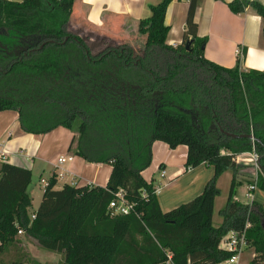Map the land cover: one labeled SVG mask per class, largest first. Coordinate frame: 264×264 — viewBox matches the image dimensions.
<instances>
[{"label":"trees","instance_id":"obj_1","mask_svg":"<svg viewBox=\"0 0 264 264\" xmlns=\"http://www.w3.org/2000/svg\"><path fill=\"white\" fill-rule=\"evenodd\" d=\"M74 3L0 0V45L10 54L0 57V112H16L29 135L70 130L68 152L107 164L111 173L105 187L61 190L53 176L32 219V172L1 164L0 264H41L16 239L20 230L38 248L62 254L61 264H222L231 254L219 244L230 232L244 233L255 254L250 264H264V207L235 198L244 167L236 158L253 152L259 156L255 186L264 191V71H241L239 63L227 69L204 57L198 0H189L178 46L167 43L171 0L150 6L140 54L127 43L93 53L82 32L71 31ZM228 8L254 10L264 39V4L233 0ZM228 134H253L256 141ZM156 141L171 150L185 146L186 171L202 164L214 169L199 196L168 212L142 176ZM226 171L232 182L216 227L217 179ZM119 190L134 209L113 216L109 204Z\"/></svg>","mask_w":264,"mask_h":264},{"label":"crops","instance_id":"obj_2","mask_svg":"<svg viewBox=\"0 0 264 264\" xmlns=\"http://www.w3.org/2000/svg\"><path fill=\"white\" fill-rule=\"evenodd\" d=\"M232 1L198 0L195 21L198 24L199 38H205L207 41L204 57L227 69L235 68L239 63L241 71L262 72L264 71L262 18L251 8L241 14L232 13L228 8V4ZM248 1L264 4V0ZM160 2L161 0H75L72 10V28H75L77 32H83L84 29L90 30L100 37H107L114 41L124 40L129 37L126 29L133 28L137 31L142 22L147 21L151 16L150 6ZM188 7L189 0H171L165 18V24L170 28L167 43L171 46L182 43ZM239 49L243 51L241 56L236 53ZM73 136V132L63 127L43 136L29 135L20 130L16 112H0V166L7 163L32 172V182L28 192L33 204L36 198L32 186L36 173L39 174V183L44 185V190L53 176L57 180L55 190H61L66 184L78 187L86 185L105 187L111 173V166L90 164L69 153L68 149ZM180 148L171 150L165 143L154 142L152 145L154 156L160 151L162 153L155 161L158 167L157 175L154 174L147 179L145 172L142 173L143 178L153 184L163 212H168L199 196L214 176V169L206 164L186 171L187 150L179 151ZM61 157L66 161L59 164L58 159ZM160 170L164 172L163 177ZM241 178L244 179L242 172L239 176L240 183H242ZM254 184L248 183V187ZM44 190L38 195L37 199L40 202ZM256 192L257 188L251 194L250 201H256L264 207V194ZM248 195L249 193L247 197ZM235 198L237 199V196ZM240 202L248 203L249 201ZM37 208L31 207L28 214L33 216ZM223 208L219 210V216ZM221 222L222 218L216 223L213 220L216 227ZM16 239L22 243L32 258V251L37 248L36 243L27 238L24 233H18ZM51 256L52 261L44 262L45 264L62 263V254L54 253ZM254 257L253 250L246 247L239 264H250Z\"/></svg>","mask_w":264,"mask_h":264},{"label":"rangeland","instance_id":"obj_3","mask_svg":"<svg viewBox=\"0 0 264 264\" xmlns=\"http://www.w3.org/2000/svg\"><path fill=\"white\" fill-rule=\"evenodd\" d=\"M11 1L21 2L22 0H11ZM144 22H146V21H144ZM148 26H149V22L147 23V28H148ZM144 27H145V23H144ZM132 29H126L127 34H129V37H131V38L128 37L124 40H117L114 42L117 44L127 43L128 45L133 46L136 49H140L142 46L141 42H142V44H144L143 38H142V41L139 40L141 38V34H142L141 27L137 31H134V29L133 30ZM71 31L74 32V31H76V29L71 28ZM81 35L86 39V41L90 45L93 53H98L99 51H101L103 49L104 45H106V44L108 45L112 41L110 39H106V37L105 38L100 37L99 35L92 33L90 30H86V29L83 30ZM101 39L106 40V43L101 44L98 47H96L95 44L97 43V41H99ZM137 52L140 54L142 52V50L141 49L137 50ZM76 129H77V125L74 126V130H76ZM76 137H77V135H76ZM177 148H180L179 151H186L187 150V148L185 146H179ZM160 154H162L161 151L158 155L154 156V154L152 152L151 165L147 170L144 171L145 177L147 179L151 178L154 174L157 175L158 167H156L157 164L155 163V161ZM244 157H247V156H244ZM237 161H238V163L244 165V167L241 170L242 176H244V179H242V178L240 179V181L242 183H240L236 188V196H237V199L240 201H243V202L250 201V199L247 197V194L249 193L248 192V188H249L248 183H255L256 184L258 182V179H259L258 170L259 169L256 168L254 165L249 164V166H246L247 164L240 162V160H237ZM104 165H107V164H104ZM107 166H109V165H107ZM231 182H232V173L230 171H226V172L222 173L217 179V187L220 190V195L215 200V210H214L215 213L213 214L214 223L218 222L219 219H221L219 216V210L221 208H223V206L225 205V202H226L227 197L229 195ZM32 190H33L35 198H36L35 203L34 204L32 203V209H35L38 207V205L40 203L39 199H37L38 195H40V193L44 190V185L39 183V174L38 173H36L34 175ZM256 193H263L264 194V191L257 188ZM256 203H258V202H256ZM258 204H260V203H258ZM53 254H54L53 252H49V251H46V250H43V249L37 247L36 249H34V251H32V258L41 262V263L51 262L52 261L51 255H53Z\"/></svg>","mask_w":264,"mask_h":264},{"label":"built area","instance_id":"obj_4","mask_svg":"<svg viewBox=\"0 0 264 264\" xmlns=\"http://www.w3.org/2000/svg\"><path fill=\"white\" fill-rule=\"evenodd\" d=\"M242 52L243 51L239 49L236 53L238 56H241ZM244 156H247V157H244ZM237 160H240V162L247 164V165L248 164L254 165L256 168L259 169V164H258L259 156L255 152L251 154H245V155L238 156L236 158V162L238 163ZM65 161L66 159L63 157L58 159L59 164L65 163ZM160 173H161V176L163 177L164 172L160 170ZM255 189H256L255 184L249 187V195H248L249 199L251 198L250 190H255ZM133 209H134V205L126 201L123 190H119L117 193H115L114 199L109 204V210L113 216L128 215L129 213L133 211ZM34 218L35 217L33 215L32 219ZM248 227L249 225L246 226V228ZM18 233L23 234L24 232L20 230ZM246 247H247V242H246L244 233L239 234L236 232H230L229 234L224 236L221 239L220 244H219L220 250L231 254L230 258L225 262L226 264H239L241 260V256Z\"/></svg>","mask_w":264,"mask_h":264},{"label":"flooded vegetation","instance_id":"obj_5","mask_svg":"<svg viewBox=\"0 0 264 264\" xmlns=\"http://www.w3.org/2000/svg\"><path fill=\"white\" fill-rule=\"evenodd\" d=\"M104 43H106V40L101 39V40L97 41L95 46L98 47L99 45L104 44ZM113 45H115L114 47L118 46L117 43L112 42V41L108 44V46H113ZM188 47H189V45H187V48ZM6 56H10V54L7 53L6 48L3 45H0V57H6Z\"/></svg>","mask_w":264,"mask_h":264},{"label":"water","instance_id":"obj_6","mask_svg":"<svg viewBox=\"0 0 264 264\" xmlns=\"http://www.w3.org/2000/svg\"><path fill=\"white\" fill-rule=\"evenodd\" d=\"M189 44H191V43H189ZM228 136L229 137H231V138H236V139H238V138H246V139H249V140H251L252 141V143H254L256 140H255V137L253 136V134H250V135H244V136H236V135H229L228 134Z\"/></svg>","mask_w":264,"mask_h":264}]
</instances>
